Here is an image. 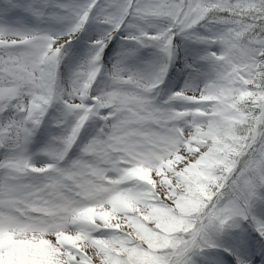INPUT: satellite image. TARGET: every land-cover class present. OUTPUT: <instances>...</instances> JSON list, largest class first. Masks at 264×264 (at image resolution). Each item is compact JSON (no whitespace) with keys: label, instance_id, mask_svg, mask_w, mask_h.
<instances>
[{"label":"snow or ice","instance_id":"6c2138e0","mask_svg":"<svg viewBox=\"0 0 264 264\" xmlns=\"http://www.w3.org/2000/svg\"><path fill=\"white\" fill-rule=\"evenodd\" d=\"M0 264H264V0H0Z\"/></svg>","mask_w":264,"mask_h":264}]
</instances>
